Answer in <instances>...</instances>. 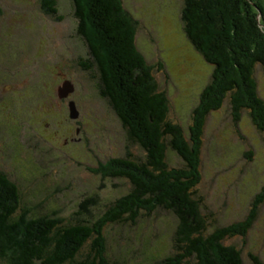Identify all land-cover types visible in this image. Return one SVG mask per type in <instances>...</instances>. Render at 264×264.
Instances as JSON below:
<instances>
[{"label": "rangeland", "instance_id": "1", "mask_svg": "<svg viewBox=\"0 0 264 264\" xmlns=\"http://www.w3.org/2000/svg\"><path fill=\"white\" fill-rule=\"evenodd\" d=\"M186 1L121 0L137 21L138 49L155 67L159 89L168 96L169 118L189 133L193 111L214 69L186 34ZM58 7L61 20L46 15L39 0H0V169L19 187L30 217L99 220L133 189L127 178L104 173L113 166L111 159L143 163L146 151L129 138L109 100L100 94L98 74L80 65L92 57L78 34L73 1L59 0ZM255 75L264 99L259 66ZM66 81L74 85L68 99L58 95ZM71 101L79 110L77 119L69 116ZM204 134L199 194L213 232L252 213L264 189V134L246 111L234 122L230 101L209 114ZM167 162L169 167L184 166L171 150ZM89 198L96 199L90 208ZM258 207L248 236L226 240L241 250L244 264H253L252 253L264 262V201ZM147 213H141L135 225L108 229L112 264H165L175 254L176 216L161 208Z\"/></svg>", "mask_w": 264, "mask_h": 264}, {"label": "trees", "instance_id": "2", "mask_svg": "<svg viewBox=\"0 0 264 264\" xmlns=\"http://www.w3.org/2000/svg\"><path fill=\"white\" fill-rule=\"evenodd\" d=\"M39 1L46 15L62 19L59 0ZM72 1L78 34L92 57L80 60V65L98 74L100 94L109 100L129 138L146 151V159L143 163L111 159L113 166L104 173L127 178L133 189L110 205L102 219L93 221H71L55 214L30 217L19 187L0 169V264H112L108 229L135 225L141 213L149 215L160 208L178 219L175 254L165 264H244L241 250L226 240L248 236L264 201V189L248 218L209 232L199 186L211 112L230 101L234 122H240L246 111L264 134V99L255 75L258 66L264 73V0H201L204 6L186 1L182 16L186 34L214 69L201 104L193 111L189 133L169 118L168 96L159 89L155 67L138 49L137 21L121 0ZM169 150L182 158L184 166L169 167ZM87 204L90 208L96 199L89 198ZM80 209L83 213L82 205ZM249 258L253 264H264L253 253Z\"/></svg>", "mask_w": 264, "mask_h": 264}, {"label": "water", "instance_id": "3", "mask_svg": "<svg viewBox=\"0 0 264 264\" xmlns=\"http://www.w3.org/2000/svg\"><path fill=\"white\" fill-rule=\"evenodd\" d=\"M73 92H74V85L71 83V81L64 82V84L58 89V95L60 98H67ZM69 110H70V117L72 119H77L79 117V111L77 110L74 101H71L69 103Z\"/></svg>", "mask_w": 264, "mask_h": 264}, {"label": "flooded vegetation", "instance_id": "4", "mask_svg": "<svg viewBox=\"0 0 264 264\" xmlns=\"http://www.w3.org/2000/svg\"><path fill=\"white\" fill-rule=\"evenodd\" d=\"M66 99H68V98H66ZM66 99H65V100H66ZM77 132H79V130H78Z\"/></svg>", "mask_w": 264, "mask_h": 264}, {"label": "bare ground", "instance_id": "5", "mask_svg": "<svg viewBox=\"0 0 264 264\" xmlns=\"http://www.w3.org/2000/svg\"><path fill=\"white\" fill-rule=\"evenodd\" d=\"M74 93V92H73ZM69 97V96H68Z\"/></svg>", "mask_w": 264, "mask_h": 264}]
</instances>
